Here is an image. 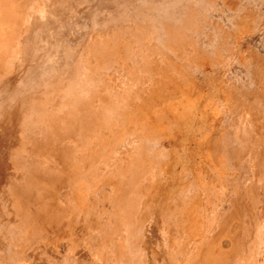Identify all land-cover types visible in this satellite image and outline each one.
<instances>
[{
	"label": "rangeland",
	"instance_id": "rangeland-1",
	"mask_svg": "<svg viewBox=\"0 0 264 264\" xmlns=\"http://www.w3.org/2000/svg\"><path fill=\"white\" fill-rule=\"evenodd\" d=\"M1 45L0 264H188L222 231L226 264H264V0H0ZM174 82L198 131L125 129Z\"/></svg>",
	"mask_w": 264,
	"mask_h": 264
},
{
	"label": "bare ground",
	"instance_id": "bare-ground-1",
	"mask_svg": "<svg viewBox=\"0 0 264 264\" xmlns=\"http://www.w3.org/2000/svg\"><path fill=\"white\" fill-rule=\"evenodd\" d=\"M39 12L44 14L45 12L44 4L39 9ZM1 49H2V45L0 46V51ZM178 81L182 82L180 80ZM184 87L182 84L178 82L168 83V84L160 83L158 85L154 84L152 88V92L149 91L148 94L146 95L148 99L140 102L141 101L140 98H136V97L129 98L126 101V105L128 107L132 106V102L134 101L138 109H142V112H147L148 114L143 115L142 117L141 113L135 114L132 111L126 110L123 114V118L125 119V125H124L125 129H128L130 124H134L137 127H145L146 130L150 131L153 135H157V136L163 135L166 137L167 136L166 134L171 135V133H173L180 136L181 138H187V139L190 138L192 133H194L196 130L198 131L202 126V124L200 125L199 123L195 124L197 122V119L196 121L193 120V118L196 117L195 114L198 113V110L200 109L201 105L200 102L197 101L198 98L197 99L192 98L184 90ZM171 101H183L184 102L183 105H185L186 109L179 114L177 112L176 116L174 117L168 116L167 113L164 112V109L166 108L167 104H169ZM149 114L151 116H158L159 120H154V121L150 120ZM187 115H189L188 117L189 123H187L186 121ZM173 119H177V121L173 122L174 121ZM213 127H212L213 128L212 131L210 130V132H208L205 137L207 138V140L211 142L210 145H212L215 149H218L219 145H221V142L223 143L222 132H219L218 127L216 126ZM154 139H158V137H155ZM176 160L177 161L180 160L181 163L183 162V160H186L184 164L190 165L192 159L191 157H189L188 154L181 153L179 155V158ZM177 163L178 162H173L172 164L169 160H165V164L169 165L172 169L175 168V165ZM169 187H171V190L169 191V193H171L170 195L174 196L175 192H177L178 190L177 186L169 185ZM133 204L134 203L132 199L129 198L127 204L126 201H124L123 207H126V209L130 211L132 210ZM204 220L205 219L203 216H199L198 214H193L192 216H188L187 220L185 221L186 226L188 228L187 236H190L191 238L198 240L200 246L203 245L200 241L201 240L203 241L206 238V230L207 229L209 230L211 226L209 225L210 223L208 222V219L206 221ZM115 226L119 227V225H115ZM223 233L224 231H222L216 237L210 240L208 239L207 245H205L204 247L199 249L195 254H193L188 264H226L227 261L229 260L231 252L233 251V249H235L237 245V240L234 237H230V238L226 237L225 241L223 242L222 241ZM218 241L220 248L217 249V251L215 252L214 246H216V243ZM128 254H130V251L128 252ZM124 262H125V258L121 259V264H123Z\"/></svg>",
	"mask_w": 264,
	"mask_h": 264
}]
</instances>
